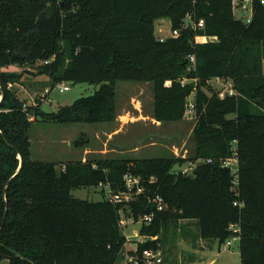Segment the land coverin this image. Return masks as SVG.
Returning <instances> with one entry per match:
<instances>
[{
    "label": "trees",
    "instance_id": "obj_1",
    "mask_svg": "<svg viewBox=\"0 0 264 264\" xmlns=\"http://www.w3.org/2000/svg\"><path fill=\"white\" fill-rule=\"evenodd\" d=\"M189 14L205 26L184 27ZM160 18L180 35L158 39ZM39 62L37 75L48 76L52 87L64 81L100 87L46 112V84L25 107L15 88L23 72L8 67ZM217 77L232 80L238 94L221 98L210 84ZM123 80L152 82L159 122L184 119L194 94L193 156L72 161L61 171L58 163L33 159L35 121L114 123ZM228 158L236 174L223 165ZM196 160L193 174L175 169ZM127 172L145 186L136 200L72 194L106 183L125 192ZM157 194L163 211L152 201ZM153 212L139 233L158 238L139 243V252L160 248L169 222L195 220L200 237L220 243L238 225L241 264H264V5L253 0L252 21L245 23L232 0H0V261L117 264L127 242L122 215L138 220Z\"/></svg>",
    "mask_w": 264,
    "mask_h": 264
},
{
    "label": "rangeland",
    "instance_id": "obj_2",
    "mask_svg": "<svg viewBox=\"0 0 264 264\" xmlns=\"http://www.w3.org/2000/svg\"><path fill=\"white\" fill-rule=\"evenodd\" d=\"M237 18H242L248 12L235 9ZM171 22L168 18H160L155 23V34L169 38L171 35ZM39 62L34 66H10L8 70L23 72L25 81L36 82V87L44 89L48 84L47 98L41 104L46 112L57 110L58 105L73 103L82 96L95 93L100 84L87 82L72 83L64 81L52 87L49 77L37 75ZM34 78H37L35 81ZM185 79L184 82H189ZM39 83V84H38ZM68 85L69 89L60 91V85ZM210 84L219 92L222 85L216 81ZM17 85H15L16 88ZM35 87V86H34ZM194 94L188 99V106L184 119L174 122H159L153 117L154 87L152 82L147 81H120L117 84V103L119 116L114 123H55L38 119L31 128L33 138L34 158L47 162L58 163V170L64 169V164L72 161H87L98 159H139L174 155L176 157L189 158L195 153L194 128L196 115L192 102ZM27 103V102H26ZM28 105V104H27ZM69 139L66 144L62 140ZM41 141L45 143L40 144ZM44 148V149H42ZM233 163H236L234 160ZM186 164L177 165L176 170ZM72 194L81 199L90 201L103 200L107 196L105 186L82 187L72 191ZM138 197L126 194L125 201H133ZM124 217V214L122 215ZM191 232L197 234L194 224ZM141 224H128L123 227L126 235L124 259L117 264H127L125 253L136 248L139 243L148 241L150 238L139 233ZM151 240L157 239L158 237ZM195 241L186 232V223L183 220L169 222L160 235L158 246L160 247L164 264H205L213 261V264H241L239 242H233L230 247L219 240H214L212 247L204 248L203 253L195 252L196 259L191 258V245ZM207 247V246H206ZM0 264H9L7 259ZM207 264V263H206Z\"/></svg>",
    "mask_w": 264,
    "mask_h": 264
},
{
    "label": "built area",
    "instance_id": "obj_3",
    "mask_svg": "<svg viewBox=\"0 0 264 264\" xmlns=\"http://www.w3.org/2000/svg\"><path fill=\"white\" fill-rule=\"evenodd\" d=\"M261 4L264 5V0H260ZM232 4L235 9L242 10L244 12H248V14H245L242 18H238L243 20L245 23H249L252 21V16H253V0H232ZM191 26L194 29L197 28H203L205 26V21L203 19H200L199 21H193L192 15H187L186 20L184 22V27H189ZM180 35V30L179 29H171V35L170 37H177ZM167 37H160L159 39L161 41L165 40ZM190 60L192 62V67L195 68V55L190 56ZM190 69V68H189ZM211 81H216L219 82L222 85V92L221 96L226 97V96H233L237 95V91L235 90L233 86V81L232 80H226L222 79L220 77L214 78ZM184 82V81H183ZM69 86L68 85H60V91H65L68 90ZM25 107L27 106V103L24 105ZM193 106V104H192ZM234 158H228L223 161V165L232 168L233 174H236V168L233 167V161ZM210 161V160H208ZM200 160H196L193 162H188L186 163L185 166L180 168V171L183 174L190 175L194 173V170L196 169L198 163ZM153 180V178L151 179ZM124 184L126 186L125 192H115L112 189L110 183L106 184H101L105 186L107 196L106 198L109 199L110 201L116 203V202H122L123 201V196L125 197L126 194H133V195H140L145 191V186L142 184L141 177L138 175H135L132 172H127L124 175ZM152 201L156 204V211H163L167 208V205L165 204L163 198L157 194L153 196ZM235 204H237L235 202ZM240 206L242 204L240 203ZM155 212L146 214L144 216H140L138 220H136L133 217H122L121 219V225L123 227L127 226L128 224L132 223H140L142 224H149L153 218H154ZM230 230H232V235L224 242L228 247L232 245L233 242H239L241 240V235H240V228L238 225L231 224L230 225ZM151 239L156 238V237H150ZM142 243V242H141ZM125 261L127 264H164V257L163 253L160 248L158 249H144L142 252L138 251V246L136 248H131L125 253Z\"/></svg>",
    "mask_w": 264,
    "mask_h": 264
},
{
    "label": "crops",
    "instance_id": "obj_4",
    "mask_svg": "<svg viewBox=\"0 0 264 264\" xmlns=\"http://www.w3.org/2000/svg\"><path fill=\"white\" fill-rule=\"evenodd\" d=\"M25 77H22V83L21 84H16V89L18 90V93L20 95V97L25 100V102H27L28 105H32L34 104V96L36 94H38L40 91L37 87H34L33 85H30L32 84L33 82L30 81V80H27L25 81ZM35 81H38L36 80L37 78H34ZM27 82V84L25 83ZM31 82V83H30ZM29 87H28V86ZM48 88H46L44 90V92H46ZM62 105H58V107H60ZM58 109V108H57ZM56 111V110H55ZM33 119V118H32ZM36 122V121H35ZM64 143L68 144L70 143V140L69 139H63L62 140ZM31 142H32V157L33 159L34 158V153H33V144H34V141H33V138L31 137ZM45 143V141H41L40 144H43ZM44 149V148H42ZM35 160H38V159H35ZM42 161V160H41ZM184 223H186V232L189 236H192L194 238V245H191V258L192 259H196L197 257L195 256V252H198L200 253L201 250H203L204 252L209 249L210 247H212L213 243H214V240H217V239H203L202 237H200L199 235V230H198V226H197V222L195 220H183ZM192 224H194L197 228V234L195 235L194 233L191 232V227L193 226ZM158 237V236H157ZM207 246V247H206ZM204 248H207L206 250H204ZM201 249V250H200ZM203 253V252H201ZM213 261H206L205 264H213L212 263Z\"/></svg>",
    "mask_w": 264,
    "mask_h": 264
},
{
    "label": "water",
    "instance_id": "obj_5",
    "mask_svg": "<svg viewBox=\"0 0 264 264\" xmlns=\"http://www.w3.org/2000/svg\"><path fill=\"white\" fill-rule=\"evenodd\" d=\"M20 165L22 166V160H21V163H20Z\"/></svg>",
    "mask_w": 264,
    "mask_h": 264
}]
</instances>
